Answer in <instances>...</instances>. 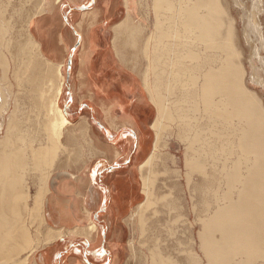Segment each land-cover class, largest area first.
<instances>
[{"label": "bare ground", "instance_id": "obj_1", "mask_svg": "<svg viewBox=\"0 0 264 264\" xmlns=\"http://www.w3.org/2000/svg\"><path fill=\"white\" fill-rule=\"evenodd\" d=\"M13 1L14 6H10L9 3ZM24 1L0 2V264H25L29 254L20 259L18 256L26 249L28 251V248L29 253L33 251L30 249L34 237L30 232V235L27 234V225L24 226L21 222L24 217L22 214L29 211L34 218H38L40 214L44 215V201L49 189V174L46 171H50L58 150L65 147L54 139L61 140L57 136L61 128L70 122L58 102L66 76L58 72V68L55 72L52 68L43 69L37 64L39 61L36 62L39 58L31 60L27 57L28 54L31 56L30 51L27 53V48L32 42L38 47L29 31L31 18L25 20L30 39L27 37L29 40L22 41L19 40L23 38L20 34L13 35L14 28H17L11 23L13 18L9 20L4 16L7 8L12 7L14 10L18 7L17 3L23 4ZM227 1L153 0L154 31L145 38L144 43L142 42L143 48L140 46L141 51L146 54L152 41L151 63L154 69L152 77L156 97L151 94L150 98L158 108V116L151 125L155 131L152 150L139 166L142 192L146 196L137 206L140 230L145 235L148 227L158 230L159 227L162 228L157 234L162 235L165 231L172 240L171 248L175 249L177 244L176 250L180 255L185 252L183 254L189 264L204 263L200 254L188 248L191 245L184 249L178 248L185 243L178 233L179 227L185 223L199 225L197 235L200 250L207 264H264V104L260 95L251 90L244 80L246 71L240 61L241 47L238 43L236 19ZM257 2V6L263 5L260 0ZM126 3L127 17L117 26V36L123 34L126 29H130L132 33L133 29L134 32H144L146 28H143L142 24L132 25V0H126ZM19 20L23 21L22 18ZM257 30L258 25L249 21L246 37L249 38V33ZM258 37L261 39V36ZM92 40L91 47L94 48L97 41L95 37H92ZM38 55L41 56L40 53ZM11 60L16 84L23 86L21 89L25 92L24 97H20V92L17 94L20 99L23 98L24 103H28V118L31 115L32 119L35 113L36 120L33 118L35 123L32 124L38 128L41 127L39 124L45 125L46 129L56 136L47 135L48 141L52 139L48 142L50 145L47 143L49 146H45L46 142L45 147L42 145L44 140L39 142L42 136L38 139L36 134L39 132L34 134V131H30L29 122L28 129L23 131L20 127L21 119L15 118L19 109L18 103H15L17 94L10 87L12 81L7 78ZM142 82L148 89L149 84L143 79ZM45 83L47 92L42 89ZM122 83L125 84V89L129 88L126 87V81ZM143 92L139 95L142 104L147 101ZM125 97L126 94L121 91V103H124ZM163 120L175 124L177 136L186 142L184 174L175 167L174 155L162 152L167 145L164 141L166 129ZM48 128L57 131L56 134ZM27 130L32 133V137L33 134L36 135V141L38 139V143L44 148L32 146L36 141L30 142V133L24 138ZM35 131L37 132L36 127ZM41 132L45 136L44 131ZM142 136L144 137V131ZM21 138L30 140L25 142H30L31 145L25 146L23 141L19 144ZM146 147L144 142V154ZM27 148L34 158L33 169L35 168L37 173L40 172L35 194H30V184L28 186L27 180L24 181L28 176H23L26 167H29ZM32 161L33 159L31 165ZM181 174L185 176L191 208L196 215L191 223L189 214H185L188 203L180 194ZM23 219L26 222V218ZM46 232L47 236L44 234V239L42 242L39 240L41 243L39 242V246L34 245L35 248L54 238L55 232ZM168 247H162L156 238L150 261L154 264H179L172 252L167 253Z\"/></svg>", "mask_w": 264, "mask_h": 264}, {"label": "crops", "instance_id": "obj_2", "mask_svg": "<svg viewBox=\"0 0 264 264\" xmlns=\"http://www.w3.org/2000/svg\"><path fill=\"white\" fill-rule=\"evenodd\" d=\"M135 3L132 0L130 8L139 19L141 16L138 17ZM127 11L126 0H44L41 10L31 17L29 31L45 60L40 62V67L52 68L54 72L59 69L58 72L63 73L67 55L74 53L71 101L75 106L86 102L95 108L84 112L72 110L78 113V120L72 122L66 116L70 122L60 129L61 132L59 130L57 137L61 140L53 138L65 147L56 145L61 148L57 147L53 164L56 169L45 196L43 237L47 236L46 231L53 230L55 234L51 232L54 238L29 254L25 264H121L119 255L112 256L115 251L112 245L117 246L118 251L121 249L122 222L125 223L119 216L123 207L121 199L115 196L114 190L124 185L133 158L139 160L144 154L142 145L144 142L147 145L148 135L143 116L151 108L150 104L144 106L140 101L142 77L123 62L124 54L130 51L125 45L114 43L115 30L127 17ZM120 36L126 37L120 34L117 38ZM92 37L97 41L94 48L91 47ZM75 38L81 41L77 46H73ZM71 64L68 61V69ZM124 81L128 89H125ZM121 91L126 94L124 103H121ZM97 116L115 119L114 125L103 124L99 141L85 126L88 119ZM32 126L29 128L34 134H43L42 130L44 134H51L45 125L40 124L39 128L35 125L34 130ZM143 127L145 137L142 136ZM104 131L117 138L120 144L117 145L115 140V144L108 142L103 136ZM83 135L93 141L95 159L92 161L88 153L83 157L88 151L80 143ZM60 152L62 154L58 156ZM104 163H108L105 171ZM126 165L128 170L123 174L115 172Z\"/></svg>", "mask_w": 264, "mask_h": 264}, {"label": "rangeland", "instance_id": "obj_3", "mask_svg": "<svg viewBox=\"0 0 264 264\" xmlns=\"http://www.w3.org/2000/svg\"><path fill=\"white\" fill-rule=\"evenodd\" d=\"M2 1H4V0H2ZM152 1L153 0H135V2H136L135 3V8H137V11H139L138 17L141 16L139 19L132 14V8L130 10V12H131V14L133 16V19H134V22H132L133 23L132 25H134V26L138 25L139 26V25L142 24L143 28L146 27L145 30L143 29L144 32H142L141 30L139 32H137V31L134 32V29H133V32L131 33L130 29L129 30L126 29V31L124 30L125 32H123L124 36H126V37H121L120 36V38L118 39L117 38L118 36L116 35L117 37L115 36L116 40L114 42V43H116L118 45H122V46L125 45L126 49L128 51H130V52L124 54L125 58H124V61L123 60L122 61L125 62L129 68H131L132 70L137 71L140 74V76L142 77V79L149 84L147 88L150 91L145 88L144 82H142L143 86H142V91L141 92L144 91L143 95L147 99L146 103H143L142 105L147 106V105L150 104L151 108L148 110L149 112H147L146 115L143 116V118H144L143 122H144L145 126H147V135H148L147 136V145H146L147 146L146 147L147 151L145 152V154H142V157L139 160H136V159L133 158V161H132V163L130 165V168H132L131 169L132 172L130 171V168H129V173L128 174L125 173V174H127V176L125 177V180L123 181L124 185H121V187H117L114 190L115 196L118 197L119 199H121V203H122L123 207L121 208L122 211L120 212L119 216H121V219H124L125 223L122 222L124 230L122 231V235H121L122 236V239H121L122 240L121 241L122 246L120 247L121 249L118 251L117 246L112 245V248L115 249L114 252L112 251V254H113L112 256H118L119 255L118 257L120 258V263L121 264H123V263L124 264H152L153 261H150V259L152 260L150 255H151L152 250H154L153 247H154V243H155L156 238H157L159 240V242L162 244V247L166 248L167 245L169 246L168 250L170 252H168V250H167V253L171 254V252H172L174 254L173 256H175V259L176 260L178 259V263L180 262L179 264H189L187 262L185 254H183L185 252H181V255H180L179 254L180 252L176 250L177 249V244L176 245L174 244L175 247H176L175 249L171 248L172 240L168 238L169 235L167 233H165V231H164L165 229L164 228H163L164 232L161 233L162 235L157 234V232L158 233L161 232L162 228H160V227H159V230L157 228H154V227H148L147 230L145 231V233H147V234H145V235H144V233L142 234L141 230H140L141 229L140 228V220H139V217L137 215V206L142 201H144L145 197H146L145 194L142 192V189H141L142 183H141V179H140V173H139L138 166H139V164H141L146 159V157L148 156V154L152 150L153 141L155 139V131L151 127V124H153V122L155 121V119L158 116L157 105L150 98L151 94L153 96H155V89L153 87L154 86V77H152V74L154 76V73H153L154 69H153L152 63H151V58L153 57V54H152L153 50H151L152 49L151 48L152 41H150L151 43H149V45L147 47L148 50L146 52H148V53L145 54V52L141 51V49H140V46L142 47V42L144 43V41L146 40L145 38L148 37L151 34V32L154 31V24H153L154 23V15H153V10H152V6H153ZM257 1H259V0H228L227 4H228V6H230L229 9H230L231 13L233 14V16L235 17V19H236V27H237L238 34H239L238 35V38H239L238 39V43H239V46L241 47L240 48V53H241L240 61L242 62V65H243V67H244V69L246 71L245 76H244V80L246 81L247 86L251 90L256 92V94L260 95V97L262 99V102L264 104V0H260V1L263 2L262 6H257L259 4ZM0 2H1V0H0ZM14 2L15 1L9 3L10 6H14L13 5ZM253 2H255V4ZM43 3H44V0H25L23 2V4L22 3H17L18 7L16 9H14V10H13L12 7H9V6H7L9 8L6 7L7 8V12L4 13L5 14L4 16H7V18L9 20H11L13 18L11 23L14 26H17V28L16 27L14 28L15 31L13 32L14 33L13 35L18 36L20 34L19 36L21 38L23 37L22 39H19V40L27 41V40L30 39V36H28L29 33L27 31L25 23H26V21L29 18H31L33 16V14H35L38 11L41 10V7H42ZM256 7H258L259 9H256ZM8 15H9V17H8ZM10 16H12V17L10 18ZM16 17H17V19H16ZM19 18L20 19L22 18L23 21L21 22L19 20ZM14 19H15V21H14ZM249 21H251V22L253 21L254 24H257L258 25V30L256 32H253V31L250 32L249 33L250 37L247 38L246 37V34H247L246 30H247V25H248ZM135 22H137V23H135ZM21 25H22V29H26V30L20 29ZM21 30H22V32H21ZM24 31H26V32H24ZM133 34H134V36H133ZM258 36H261V39H259ZM134 37H136V38L134 39ZM121 39H123V40H121ZM111 41H114L113 38H111ZM129 42H131L132 44H130ZM80 43H81L80 39L75 38V42H74L73 46H77ZM134 44L136 46H134ZM34 45L35 44L32 42L31 46H29L27 48V53H28V51H30V53H31L30 54L31 56H29V54H28L27 57H30L31 60H36L37 58H39V59L36 60V62L39 61L37 64L40 66V62H45V60L42 59V56L38 55L40 52L38 50V47H35ZM31 47L34 48V49H32ZM33 55L34 56L36 55V57H34ZM74 56H75L74 53H71V54L69 53L67 55V57H66L67 62L65 63V66L62 67L61 71L66 76V83L63 86V93L61 94L60 100H59V105L62 108L63 113L72 122H74V121L76 122L78 120V117H77L78 113H76V112L74 113V112H72V110L79 109L80 110L79 112H84L85 110H90L89 108H92V109L95 108L92 104H90V103L87 104L86 102H82V104H80L78 106H75L74 103L71 101V100H73V98H72L73 97L72 76H73V72H74V66H73V62H74V58H75ZM68 61H70L72 63L71 66H70V69H68ZM10 62H11L10 63L11 64V69H9V72L7 73V76H8L7 78L9 79V81H12V83H11L12 86L10 85V87H11L12 90H15L16 94L20 92V97H24V93H25L24 89H21V87H23V86H20V85L16 84V80L14 79L13 69H12L13 62H12V60ZM152 69H153V71H152ZM146 71H148V73ZM43 85H45L46 87H43ZM43 85H42V89L45 92H47L46 91L47 88H48L47 84L45 83ZM20 89H21V91H20ZM16 91H18V92H16ZM22 92H23V94H22ZM18 98H19V95L17 94L16 97H15V100H16L15 103H18L17 106H19L18 107L19 109H17L18 113L16 112L17 116L15 115V118L16 119H21L20 120V122H21L20 127L24 131V129H26V128L28 129L29 123H30L29 126H31V125H33L35 123L33 118L34 119L36 118V117H34L36 114L33 113L32 119H31V115L28 118V116H27L28 113H29L28 112L29 108L27 109V106H28L27 104L28 103H26V102L24 103L23 98L22 99L19 98V100H18ZM19 104H22V105H19ZM12 109H13V107H12ZM18 110H20V111H18ZM21 113H22V115H21ZM18 115L21 116L22 118L19 117ZM26 117H27V119L29 121H26L27 120ZM41 117L43 118V116H41ZM42 118H41V120H42ZM114 120L115 119H112V118L102 119L101 117H98V116L94 117V118L92 117V118L88 119V122L85 123V126L87 127L86 128L87 131L91 132L90 135L92 137H95L96 141H99V140L102 139V134L100 132L103 131V129L101 128L103 126V124L104 125H109V124L110 125H114L115 124V123H113ZM43 121L44 120H42V122ZM103 121L104 122L106 121L105 122L106 124L103 123ZM163 121H164V125H165L164 128L166 129L165 131L163 130L165 132V134H166V137L164 138V141H166L167 145L163 149L162 152L165 153V154L174 155V158H176V164H175L176 166L175 167L179 168L180 170H182L181 172H182V174H184V172H185L184 159H185V152H186V142L183 141L182 139H180L177 136V128H176V126H174L175 124L172 125L169 120H163ZM27 122H29V123L27 124ZM169 124H170V126H169ZM18 129H20V128H18ZM67 130H65V132ZM143 131H144V137H145V129H144V127H143ZM163 131H162V133H163ZM28 134L29 133H27V135L24 134L25 137L24 136L23 137L26 138L28 136ZM36 135H37V137L39 136L38 139H40V137L42 136L41 137L42 139H41V141L39 140V142L42 143V141L44 140L43 143H42L43 146H44L45 142H46L45 146H48V144H49L48 142L50 141V139L48 141V136L47 135H49V134H45V136L43 134L42 135L41 134L40 135L36 134ZM36 135L34 136V134H33V137H32V133H30L28 138L31 139V141L28 140V139L27 140L30 141V142H33L34 140L36 141V139H35ZM103 136L107 139L108 142H111V143H114L116 141V139H117V138L113 137L112 134L109 135V133H106L105 131L103 132ZM51 137H53V135ZM38 139H37L36 142L34 141L35 143L32 144L33 147L34 146L42 147V145L40 143H38ZM46 139H47V141H46ZM27 140H23L21 138V140H19L18 143L22 144V141H23V145L25 144V146H28L27 144H29V146H30L31 145L30 142L29 143L25 142ZM63 140H64V142L68 143L67 140H65V139H63ZM80 143H83V145H85L84 148L88 149V151L84 152V156L83 157L85 158L87 153H88L89 154V158H91L90 161L95 159V158H93V155H92V148H93L92 139H90L89 137H86L85 135H83V136H81ZM116 143H117V145H118V143L120 144V142L118 140L116 141ZM38 144H40L41 146L40 145L38 146ZM44 147H42V148H44ZM27 149H29V148H27ZM27 151L26 152H27V154L29 156L28 158L30 159V160L28 159L29 160V163H28L29 167L28 166L26 167L27 170L24 169L26 171L23 172L24 173L23 176L25 175V177L26 176L29 177V178L28 177L24 178V181L27 180L28 186L30 184V187H29V192H31L30 194H35L36 189H37V183H38L37 178H38V176H39L38 174L40 172L37 173L36 169L35 168H34L35 170L33 169L34 158L31 157L30 149L27 150ZM31 152H32V150H31ZM61 152H60V154L58 156H61ZM30 157L33 159L32 165L30 164L31 160H32ZM123 159H124V157H123ZM169 162H171V159H169ZM169 162H168V164L170 166H173V164L169 163ZM107 165H108V163H107ZM107 165L105 163L103 164L104 171H105V169L107 170ZM30 166H31V168H30ZM50 168H49V170L51 172L49 170H48L49 172L46 171V173L49 174V176H48V181L49 182L52 179L51 175H52L53 171L56 169L55 166H53V165L50 166ZM28 170H30V171L28 172ZM127 170H128V168H127V165H126V166H124V169L120 168V169L116 170L115 172H118L119 174H123V171H127ZM32 172H35V173L32 174ZM130 173H132V174H130ZM182 174H181V177L179 178V182H180L179 183L180 184L179 189H180V192H181L180 194H182L184 196V198H186V201L189 204V205L187 204V206H186L185 214H187V213L189 214V216H188L189 219H190L189 222L191 223V222H194V219L196 218V215L192 211V208H191L192 205H191V202H190V194H189L188 189L186 188L185 176L182 175ZM33 176H34V178H33ZM49 182H48V185H49ZM34 183H36V184H34ZM30 203H31V205H33L31 200H30ZM25 213H23L22 216H24L23 218H26L25 220H26L27 224H26V222H24L23 218H22L21 222H23L24 226L27 225L26 226L27 234L30 235V233H31V236L34 237V243L35 244L33 243L32 248L30 247L31 248L30 251H32V249H33L32 252H30V253L28 252L29 248H28V251L26 249V251L28 253L26 251H23V253H22V251H21L22 254H20V253H19L20 255L18 254L19 255L18 259H20V257L23 258V255L25 257L26 255L33 254L35 251H37V249L39 247L35 248V246H37V244L39 246V242H40L39 240H41V242H42V239H44L43 238V232H44L45 227H46V222H45L44 215L40 214V215H38V218H37V216L34 218L33 216H31L29 214V211H28V213H26L27 216L24 215ZM194 215H195V217H194ZM39 216H41L43 218H41V217L39 218ZM30 217L31 218L33 217V218L31 219ZM186 224L187 223H185L183 226L181 225L179 227V229H178L179 230L178 233L180 234L181 240L183 239L182 241L185 242V243L182 244L183 246L180 245V246H178V248L179 249L180 248L184 249V248H187L188 245H191L188 248H191L192 250L194 249L193 250L194 252L198 253V255L200 254L201 255L200 257L202 258L203 263L207 264V260L205 259L204 255L202 254V252L200 250V243H199V239H198V235H197V232L199 231V225H195L196 226L195 227L194 225H189V224L186 225ZM28 228H29V230H28ZM156 230H158V231H156ZM143 235H144V237H141ZM189 243H191V244H189ZM42 245H43V243H42ZM176 254H178V255H176ZM181 257H183V258H181ZM179 258H180V260H179ZM183 259L185 261H183ZM155 264H159V263H155Z\"/></svg>", "mask_w": 264, "mask_h": 264}]
</instances>
